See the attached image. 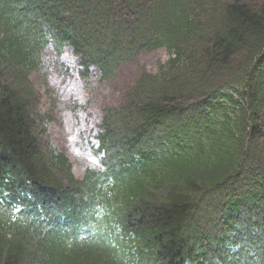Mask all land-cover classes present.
Returning <instances> with one entry per match:
<instances>
[{
    "label": "trees",
    "instance_id": "16d2710c",
    "mask_svg": "<svg viewBox=\"0 0 264 264\" xmlns=\"http://www.w3.org/2000/svg\"><path fill=\"white\" fill-rule=\"evenodd\" d=\"M140 69L83 179L32 74ZM0 264H264V0H0Z\"/></svg>",
    "mask_w": 264,
    "mask_h": 264
},
{
    "label": "rangeland",
    "instance_id": "374dc122",
    "mask_svg": "<svg viewBox=\"0 0 264 264\" xmlns=\"http://www.w3.org/2000/svg\"><path fill=\"white\" fill-rule=\"evenodd\" d=\"M169 56L164 48L142 52L122 65L115 79L100 81L96 75L86 80L78 75L77 58L69 46L63 47L61 58L52 45L46 47L41 71L33 73L32 79L42 96L40 110L52 117L48 123L51 146L69 158L76 177H84L87 168L100 164L95 149L102 109L121 101L140 69L155 71Z\"/></svg>",
    "mask_w": 264,
    "mask_h": 264
}]
</instances>
